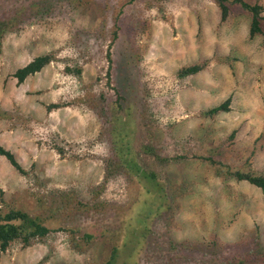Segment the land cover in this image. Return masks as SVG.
<instances>
[{
  "label": "rangeland",
  "instance_id": "obj_1",
  "mask_svg": "<svg viewBox=\"0 0 264 264\" xmlns=\"http://www.w3.org/2000/svg\"><path fill=\"white\" fill-rule=\"evenodd\" d=\"M232 1L221 21L216 0H0V19L28 13L0 37V107L22 117L0 118V145L33 174L21 176L0 156V208L33 210L56 189L132 207V237L113 264H156L145 263L148 230L196 246L216 238L220 256L241 253L255 239L264 246V191L217 171L264 175V34L249 36L251 15ZM243 1L260 5L264 20V0ZM41 55L51 62L18 84L15 70ZM194 65L202 69L178 76ZM101 91L120 97L119 128L130 133L140 125L143 143L153 139L169 159L160 165L133 149L130 134L124 140L155 170L153 183L123 175L104 183L107 148H87L100 127L92 98ZM227 98L228 111L204 113ZM48 130L79 143L80 156L49 149ZM63 221L47 223L45 240L0 251V264H104L107 243L74 249L59 229L78 221Z\"/></svg>",
  "mask_w": 264,
  "mask_h": 264
},
{
  "label": "trees",
  "instance_id": "obj_2",
  "mask_svg": "<svg viewBox=\"0 0 264 264\" xmlns=\"http://www.w3.org/2000/svg\"><path fill=\"white\" fill-rule=\"evenodd\" d=\"M227 2L228 0H216L220 9L221 21H225L228 16L229 8ZM232 3L239 4L243 10L250 13V37L264 34V20L261 17L262 8L260 5H251L243 0H233ZM27 18L28 13L21 9H16L11 14L4 16L0 19V37L18 27ZM117 19L114 21V31L111 34L113 41L116 40L118 34ZM107 59H111L110 50H108ZM51 60L52 57L49 55L38 56L27 65L15 70L12 77L17 80L18 84H21L28 76L42 70ZM201 69L200 65L189 66L180 69L178 76L192 75ZM66 71L71 72V69L66 68ZM75 74L79 76L80 69H76ZM119 98L116 97L114 99L104 91L92 98L95 102L94 109L100 117V127L95 138L87 144V148L92 149L96 145L107 148V155L103 158L104 183L118 175H123L129 181L142 178L153 183L157 177L155 170L146 165L143 166L137 161L135 154L132 153L133 149L144 156L152 157L160 165L166 163L169 159L164 158L160 154V149L154 145L153 139L146 144L143 143L141 133H145V131L141 132L140 125L136 127L137 131L131 129L130 133L119 128L122 116ZM132 101L135 102L134 100ZM229 103L230 98H227L219 106L211 108L204 113L213 115L220 111H228ZM138 110L136 108L135 112H133V117ZM0 118L13 120V123H17L20 122L22 117L16 112L0 107ZM138 129L140 130L138 131ZM129 134L131 140L134 139L135 142L132 146L133 149L130 145V140L124 143ZM45 144L62 157L75 158L80 156L78 151L80 148L79 143L66 140L53 130L47 131ZM0 156L21 176L33 179L31 171H26L17 161L15 155L1 145ZM209 161L217 166V163H214L213 160ZM222 168L224 172L222 169L217 168L218 174L227 172L237 181H245L264 191V175H254L250 172H231L229 166H222ZM104 183L98 189H104ZM136 200L138 201V199ZM131 209L132 207L124 208L113 201L108 202L98 198L97 195L89 200H83L73 191L50 190L37 199L33 210L25 211L24 209L15 210L11 208L3 210L0 208V251L4 252L13 245L27 248L36 241L45 240L44 238L52 231L47 226L48 222L53 221L54 223V221L60 222L63 220H65L63 222H67V218L70 216L71 219L75 218L78 223L73 225V227H64L59 230H65L69 234L71 247L73 246L74 249L78 250L85 246H91L98 241L106 242L108 251L104 264H113L116 261L119 250L126 247L127 241L132 237L128 230ZM156 218H158V215ZM142 238L145 240V263L154 260L156 264H189L193 261L196 262L197 259L200 264H264V246L261 245L258 239L253 240L250 248H248L247 244L241 253L220 256L221 253L219 252L216 238L208 246H196L178 242L167 234H155L153 230L146 231L145 236ZM36 264H42V262L39 261Z\"/></svg>",
  "mask_w": 264,
  "mask_h": 264
}]
</instances>
